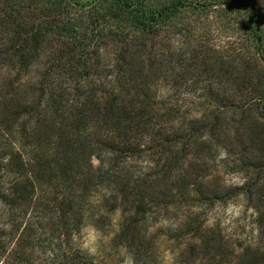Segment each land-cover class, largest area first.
<instances>
[{
	"label": "trees",
	"instance_id": "obj_1",
	"mask_svg": "<svg viewBox=\"0 0 264 264\" xmlns=\"http://www.w3.org/2000/svg\"><path fill=\"white\" fill-rule=\"evenodd\" d=\"M161 186L243 198L240 264H264V0H0V264L62 251L111 199L133 248Z\"/></svg>",
	"mask_w": 264,
	"mask_h": 264
},
{
	"label": "rangeland",
	"instance_id": "obj_2",
	"mask_svg": "<svg viewBox=\"0 0 264 264\" xmlns=\"http://www.w3.org/2000/svg\"><path fill=\"white\" fill-rule=\"evenodd\" d=\"M132 168L141 171L144 165L135 163ZM217 180L224 186L242 182L239 175L222 174ZM163 190L161 186L160 192L143 208L144 214L138 218L137 226L138 235L142 237L133 248L118 237L131 208L123 200L111 199L98 218H88L81 233L72 241L66 245L59 243L62 251L53 252L51 238L42 237L34 261L54 264L51 260L56 259L59 264H67L64 256L71 257V252L75 257L80 252L78 264H240L247 253L252 252L251 247H258L255 215L243 198L198 208L192 206V200L181 197L172 204L171 194H161ZM92 199L99 205L100 200L95 196ZM0 223L5 224L6 220L0 218ZM88 227L95 230V239L90 244L85 242L84 230ZM48 249L52 252L44 254Z\"/></svg>",
	"mask_w": 264,
	"mask_h": 264
},
{
	"label": "clouds",
	"instance_id": "obj_3",
	"mask_svg": "<svg viewBox=\"0 0 264 264\" xmlns=\"http://www.w3.org/2000/svg\"><path fill=\"white\" fill-rule=\"evenodd\" d=\"M84 231L86 233L85 242L89 244L92 243L95 239V230L91 227H88Z\"/></svg>",
	"mask_w": 264,
	"mask_h": 264
}]
</instances>
